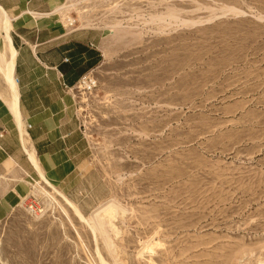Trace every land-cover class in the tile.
Wrapping results in <instances>:
<instances>
[{
  "label": "rangeland",
  "instance_id": "374dc122",
  "mask_svg": "<svg viewBox=\"0 0 264 264\" xmlns=\"http://www.w3.org/2000/svg\"><path fill=\"white\" fill-rule=\"evenodd\" d=\"M66 6L104 31L88 156L70 194L0 174V264H264V0Z\"/></svg>",
  "mask_w": 264,
  "mask_h": 264
},
{
  "label": "crops",
  "instance_id": "0c3cea01",
  "mask_svg": "<svg viewBox=\"0 0 264 264\" xmlns=\"http://www.w3.org/2000/svg\"><path fill=\"white\" fill-rule=\"evenodd\" d=\"M66 3L0 0L10 20L8 38L0 22V50L7 47L11 54V44L15 51L13 75L19 113L8 106V84L0 72V174L9 180L18 170L36 172L30 155L34 153L44 174L70 194L90 148L71 93L104 60V31L68 25ZM13 166L16 171L7 172ZM8 192L3 193L5 205L12 203Z\"/></svg>",
  "mask_w": 264,
  "mask_h": 264
},
{
  "label": "bare ground",
  "instance_id": "6f19581e",
  "mask_svg": "<svg viewBox=\"0 0 264 264\" xmlns=\"http://www.w3.org/2000/svg\"><path fill=\"white\" fill-rule=\"evenodd\" d=\"M173 15V14H172ZM0 22L3 26H5V29H6V32H7V38L9 37L8 36V30H9V27H10V20H9V17L7 15V13L2 9V7L0 6ZM191 22V21H190ZM10 43V42H9ZM10 46V51H11V54L9 53V51L7 50V47H5V50H0V72L3 74V78L5 79V82H7V86H8V93H9V98L6 99V101L8 102V106H10V109L13 110V113L16 112V114L18 113L17 111V91H16V83H15V79H14V75H13V66H14V54H15V51L13 49V47L11 46V44H9ZM8 95V94H7ZM6 102V103H7ZM15 114V115H16ZM19 114V113H18ZM20 116V115H19ZM15 117V116H14ZM17 119V118H16ZM18 121V119H17ZM20 123V122H19ZM18 123V124H19ZM22 131V130H21ZM20 131V132H21ZM19 132V133H20ZM25 132V131H23ZM21 135V133H20ZM27 140V139H26ZM23 141L25 142V138H23ZM25 147V146H24ZM33 153V152H32ZM31 155V158L33 160V164H35V168L37 169V171L39 170V177L42 179V181H45L47 183V185H52L53 183L49 181V179L46 177V175L44 174V172L42 171V169L40 168V166L38 165L37 163V160L34 156V153L33 154H30ZM32 162V161H31ZM53 186V185H52ZM51 188V187H50ZM54 188V187H53ZM56 190L55 193L57 192L58 194H60L63 199L66 201V203L73 209V211L83 220H86L90 223L91 227L93 228L94 232L95 230L97 229V225L95 224L94 222V219L93 217L89 216V217H86L82 212L81 210L78 208V206L72 201L70 200L65 194H63L60 190L58 189H54ZM43 192V191H42ZM60 196V197H61ZM31 209L33 211H36L34 209V207L30 206ZM99 212L97 211L96 212V215L98 214ZM103 221V220H102ZM103 224V223H102ZM102 224H99L102 226ZM105 224V223H104ZM103 233H105L103 231ZM107 233V232H106ZM104 235H107V234H104ZM114 246V245H113Z\"/></svg>",
  "mask_w": 264,
  "mask_h": 264
},
{
  "label": "built area",
  "instance_id": "2783aa9c",
  "mask_svg": "<svg viewBox=\"0 0 264 264\" xmlns=\"http://www.w3.org/2000/svg\"><path fill=\"white\" fill-rule=\"evenodd\" d=\"M67 22H68V25L73 26L76 23V18H71L67 16ZM81 81L87 82L89 86H91V84H95L96 82L95 79H93L92 77H89V74L85 75Z\"/></svg>",
  "mask_w": 264,
  "mask_h": 264
}]
</instances>
